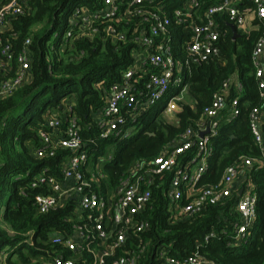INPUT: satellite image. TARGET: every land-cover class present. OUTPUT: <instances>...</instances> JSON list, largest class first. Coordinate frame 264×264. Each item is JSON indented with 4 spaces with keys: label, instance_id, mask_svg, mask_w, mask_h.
Masks as SVG:
<instances>
[{
    "label": "trees",
    "instance_id": "16d2710c",
    "mask_svg": "<svg viewBox=\"0 0 264 264\" xmlns=\"http://www.w3.org/2000/svg\"><path fill=\"white\" fill-rule=\"evenodd\" d=\"M174 1L158 0L144 10L163 7L170 19L168 30L173 55L177 61L184 62L188 55L182 44L189 38L191 20L183 17L185 21L178 22L175 19L172 14ZM220 1L200 0L197 15L202 16L209 6ZM101 4L102 0H27L28 12L16 17L11 30L4 33L14 52H19L25 40H30L29 81L0 98V180L4 175L13 177L11 195L3 207L0 204V220L6 224V228L0 224V239L14 245L19 240H26L31 233V241L10 253L5 258L6 264H45L57 248L50 238L68 230L75 221L73 204L38 213L34 197L48 192L47 188L45 185L32 188V180L21 177L45 167L49 176L61 179L60 167L70 152L59 150L49 159H39L35 155L40 147L38 133L46 128L47 119L53 115L63 118L71 109L80 125V138L87 151L86 165L89 159L95 162L99 158L106 160L107 182L110 188H114L136 164L148 163L164 149L171 150L186 128L196 129L203 109L210 105L215 94L222 91L223 83L229 81L227 101L241 97L246 104L241 107L237 119L223 124L212 140L208 168L198 185L217 183L233 162L259 154L250 133L248 113L261 105L250 59L260 31H237L238 36L233 38L230 22L224 15L217 17L221 31L219 54L199 64L189 62L183 66L182 83L187 85L186 96L191 102L177 103L176 123L163 120L161 112L148 118L146 111L134 122H127L126 126L133 130L130 137L122 141L99 138L100 130L93 117L104 105L111 87L121 83L123 72L133 64L132 27L143 28L148 24H143L136 16L128 22L114 23L115 33L119 36H107L105 41L94 34L77 37L76 27H73L71 36H60L52 46L49 38L63 12L66 31L70 28L67 18L76 6L94 11L101 8ZM195 20L199 22L197 18ZM106 25L108 22L97 26L103 36L106 35ZM7 76L9 74L0 80ZM145 80V77L140 78L138 86L141 87ZM237 84H241V92L237 90ZM192 157L193 151L190 150L180 157V162ZM18 177L21 178L16 179ZM171 178V172H163L155 177L150 187V203L141 214L148 223V230L140 236L141 245L146 244V248L139 264H162L157 257L161 247L170 257L180 260L198 256L214 264H264V169H252L247 174L257 195V215L246 242L241 244L233 241V226L237 221L234 198L222 206H206L190 218L174 220L167 196ZM188 201L183 197L180 204ZM134 245V242L133 246L128 243L127 247ZM68 255L76 256V253L68 252ZM82 258L85 263H90L88 253H82ZM112 260L107 259L106 264H111Z\"/></svg>",
    "mask_w": 264,
    "mask_h": 264
},
{
    "label": "built area",
    "instance_id": "2783aa9c",
    "mask_svg": "<svg viewBox=\"0 0 264 264\" xmlns=\"http://www.w3.org/2000/svg\"><path fill=\"white\" fill-rule=\"evenodd\" d=\"M156 1L102 0L101 8L90 11L76 6L68 17L70 28L66 29L64 37L71 36L73 27H76L82 31V34L80 31L77 33V37L94 34L99 35L102 41L107 36H119L115 33L114 23L128 22L136 16L143 24H148L143 28L132 27L135 46L132 50L133 64L123 72L121 83L111 87L104 105L93 117L100 130L99 138L111 137L122 141L130 137L133 130L126 126L127 122H134L137 116L162 100L161 112L174 115L178 111L177 103L187 90V85L182 83L183 66L189 62L199 64L219 54L221 31L217 17L224 15L240 33H248L251 29L260 31L250 59L261 105L253 107L248 113L250 133L259 154L233 162L217 183L198 185L208 168L212 140L223 124L237 119L241 107L246 104L241 97L227 101L229 81L223 83L222 91L215 94L210 105L203 109L196 129L186 128L171 150L164 149L152 161L136 164L114 188L109 187L107 176L101 169L87 168L88 155L80 138V125L71 109L63 118L56 115L49 117L46 128L38 133L40 147L35 155L39 159H49L56 156L59 150L70 152L60 167L61 179L49 176L45 167L37 173L27 172L21 177L31 179L32 188L42 185L47 188L48 192L34 197L38 213L73 204L75 221L68 230L50 238L57 248L45 264H106L110 258H113L111 264H139L146 248V244L141 245L140 236L148 230V223L141 214L150 203V187L155 177L163 172L172 173L167 196L174 220L190 218L206 206H222L234 198L237 213L233 226L234 243L246 242L254 224L257 195L247 174L252 169H264V0H221L209 6L202 16L197 15L200 0L174 1L172 14L175 19L178 22H184L183 17L191 20L189 38L182 44L188 55L184 62L177 61L173 55L168 30L170 19L163 7L144 10ZM26 3L27 0H0V77L9 74L0 80V98L30 79L29 38L19 52H14L12 44L4 38V33L11 30L12 21L28 12ZM104 22L108 25L103 36L97 26ZM143 77L146 80L139 87V79ZM174 85L178 90L166 98ZM236 88L241 92V84H237ZM190 150L193 151L192 159L181 163L180 157ZM192 168L195 170L192 171ZM183 197L189 201L181 205ZM27 236L31 239V233ZM27 239L24 243L31 241L27 242ZM133 242L134 247H127L128 243L133 246ZM68 252L76 253V256H70ZM84 252L90 255V263L83 260ZM117 252L121 254L116 256ZM6 257V253L0 251V258L5 261ZM157 257L162 264H214L198 256L183 260L170 257L164 247L158 250Z\"/></svg>",
    "mask_w": 264,
    "mask_h": 264
},
{
    "label": "rangeland",
    "instance_id": "374dc122",
    "mask_svg": "<svg viewBox=\"0 0 264 264\" xmlns=\"http://www.w3.org/2000/svg\"><path fill=\"white\" fill-rule=\"evenodd\" d=\"M176 1L177 2H181V0H176ZM64 14H65V12H63L62 15L60 16L58 25L56 26V28L53 30L52 34L50 35L49 44L51 46L54 45L57 42L58 37L62 36L65 33V28H64V26H65L64 25V18H65L64 16L65 15ZM67 20H68V18H67ZM79 31H80V34H82L81 33L82 32L81 28L77 29L76 33H78ZM80 36L81 35H79V37ZM177 90H178L177 86H175V85L171 86L166 98L171 97L172 95H174ZM186 95L187 94L184 93V95L180 98V102L190 104L191 101ZM163 104H164V100L159 101L158 103H156V105H154L151 108H149L147 110V112H148L147 117L151 118L154 115L160 113L161 110H162ZM52 112L55 113V111H52ZM174 115L161 112L160 117L163 120H165L166 122H168L170 124H174V123H176V117ZM114 150H115V147L112 149V151L114 152ZM105 162H107V161L106 160L104 161V159H99L98 163H96L95 161L89 159L87 168L101 169L104 173H107L106 169H105V164H106ZM194 170L195 169L192 168V171H194ZM12 179H13L12 176H10V175L5 176L4 175L1 178V180H0V194H1L0 195V204H1L2 207L4 206L5 200L11 195V192H12V181H13ZM3 185H5L4 190H2ZM1 213H2V211H1ZM0 224H1L2 228H6V224L2 220H0ZM255 231H256V229L253 231V233L251 232V237L249 238L250 240L253 238V235H254ZM4 240L5 239H0V251L5 252L7 256L12 251H14V250L16 251V250L20 249L21 246L24 247V240L25 239L17 241L14 245H9L7 243H4ZM29 240L30 239L28 237L27 242H29ZM0 264H6L5 261L2 258H0Z\"/></svg>",
    "mask_w": 264,
    "mask_h": 264
},
{
    "label": "water",
    "instance_id": "95a60500",
    "mask_svg": "<svg viewBox=\"0 0 264 264\" xmlns=\"http://www.w3.org/2000/svg\"><path fill=\"white\" fill-rule=\"evenodd\" d=\"M230 29H231V32L233 34V38H235L236 36H238V33H237V30L235 28V26L233 24L230 23ZM204 133L201 134V136L203 135Z\"/></svg>",
    "mask_w": 264,
    "mask_h": 264
}]
</instances>
